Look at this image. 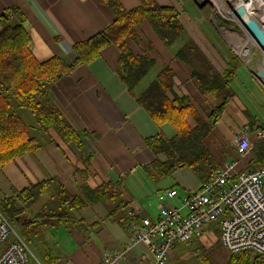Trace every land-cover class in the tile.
Here are the masks:
<instances>
[{"label": "crops", "instance_id": "obj_1", "mask_svg": "<svg viewBox=\"0 0 264 264\" xmlns=\"http://www.w3.org/2000/svg\"><path fill=\"white\" fill-rule=\"evenodd\" d=\"M154 1L160 7L174 8L193 20L189 26H184L187 39L197 45L212 67L227 70L234 55L223 41L226 31L222 32L223 38L218 27H210L202 13L205 4H201V0ZM118 2L127 11L140 6L138 0ZM178 7H181L180 11ZM6 15L10 22L22 24L31 41V53L39 63L53 57H61L66 64L72 63V46L102 33L114 20L100 0H0V21ZM136 34L137 39L129 42L131 52L138 57H147L154 66L134 94L129 93L120 81L119 51L113 45L107 47L99 59L77 67L49 90L50 102L68 124L76 132L86 134L81 136L82 149L65 145L52 131L40 132L33 121L27 126L42 148L33 155L14 159L0 171V200L45 184L43 195L25 210L30 219L23 229L29 233L27 240L29 237L30 243L38 246L37 253L44 264H101L104 253L125 252L121 264H140L147 249L142 244H131L128 214L137 213L130 217L136 224L142 218L156 221L158 195L173 188L182 197L200 186L201 182L187 167L177 169L166 178L151 171L154 160L164 163L167 159L163 155L155 159L146 148L145 139L161 135L172 140L176 133L168 124L156 126L135 98L153 81L157 71L167 66L173 73L172 92L167 94L170 100L174 96L187 97L203 122L217 102L210 94L199 92L190 68L174 58L173 51L180 48L182 42L168 48L166 40L159 39L147 23H143ZM186 37L182 39L187 40ZM220 43L227 47L228 54ZM241 66L237 61L229 81L232 96L202 144L215 162L229 163L236 160L237 154L232 145L233 138L246 133L253 145L249 161L264 166V139L253 135L255 125L264 128V89L248 69L243 70ZM187 120L194 129V120L191 117ZM242 165L239 164V168ZM105 184L121 192V202L125 205V221L121 224L109 219L102 204H89L85 199L84 190H95ZM57 187H61L69 198L79 197L85 203L84 208L71 213V221L59 224L52 211L46 210L49 201H57ZM173 203L178 205L176 201ZM33 219L36 223L30 225ZM31 226L39 231V242L31 237ZM216 241L225 251L219 243L217 228H211L186 243L191 245L188 249L183 246L186 244L176 243L168 260L178 258L181 264H197L196 255L203 249L210 261L216 263L217 257L210 251ZM48 253L55 259L53 263H50Z\"/></svg>", "mask_w": 264, "mask_h": 264}, {"label": "trees", "instance_id": "obj_2", "mask_svg": "<svg viewBox=\"0 0 264 264\" xmlns=\"http://www.w3.org/2000/svg\"><path fill=\"white\" fill-rule=\"evenodd\" d=\"M100 1L109 9L114 20L102 33L74 44L71 50L74 60L70 64H66L61 57L37 62L30 50V38L22 24L10 22L8 15L0 21V171L14 159L33 155L42 148L32 135V129L20 118V110L31 115L40 132L52 131L65 145L82 149L81 136L86 134L76 132L49 100V90L54 83L69 76L77 67L99 59L102 52L113 45L119 51L120 81L129 93L134 94L141 80L154 66L153 61L135 56L129 48V42L137 39L136 33L142 24L147 23L159 39L166 40L168 48L185 36L179 13L174 8L160 7L154 0H138L139 8L127 11L118 0ZM173 55L190 68L191 78L197 81L199 92L210 94L217 105L207 116L206 122L201 121L187 97L168 98L167 94L172 92L173 73L167 66L160 68L153 81L135 98L156 126L168 124L176 133L172 140L161 135L145 139L146 148L156 159L160 155L167 159L164 163L154 160L150 166L151 171L154 175L169 177L177 169L187 167L201 183L208 182L217 165L202 140L216 125L227 100L232 96L229 81L237 61L234 59L229 62L221 76L190 39L180 48H175ZM188 117L194 120V129L188 125ZM44 191L45 184L26 189L18 193L17 201L9 199L0 203V210L14 227L15 215L30 209ZM83 194L89 204H102L111 221L118 224L125 221V205L121 202L119 189L113 190L111 185L105 184L95 190H84ZM19 203L24 204L20 209ZM84 207L81 198H69L61 187H57V201H49L46 210L52 211L59 224L71 221V213ZM24 222L22 231L27 226V222ZM35 223L34 219L30 221V225ZM31 227L32 231L36 230L34 226ZM48 256L50 263H53L55 259L50 253ZM196 258L200 264H215L203 249ZM223 264H264V256L251 251L238 255L228 254Z\"/></svg>", "mask_w": 264, "mask_h": 264}, {"label": "built area", "instance_id": "obj_3", "mask_svg": "<svg viewBox=\"0 0 264 264\" xmlns=\"http://www.w3.org/2000/svg\"><path fill=\"white\" fill-rule=\"evenodd\" d=\"M236 8L233 6L226 11L230 13L236 30L224 26L217 29L222 37V32L230 31L231 42L240 51L223 40L264 89V80L258 78V72L264 71V49L234 17ZM246 17L255 21L264 32V21L261 20L264 9H255L252 13L246 11ZM254 55L259 58L254 67H250ZM253 130L254 137L264 139V128L255 125ZM232 145L237 153L236 160L223 163L198 189L182 197L175 189L158 195L156 221L142 218L136 224L130 217L137 213L128 214L131 244H142L147 249V255L139 260L140 264H166L176 243L186 244L211 228H217L219 243L228 254L251 251L264 256V166L249 161L253 145L246 133L235 136ZM241 163L244 165L239 168ZM172 201L178 205L173 206ZM125 253H104L101 264H121ZM29 254L25 241L0 210V264H27Z\"/></svg>", "mask_w": 264, "mask_h": 264}, {"label": "rangeland", "instance_id": "obj_4", "mask_svg": "<svg viewBox=\"0 0 264 264\" xmlns=\"http://www.w3.org/2000/svg\"><path fill=\"white\" fill-rule=\"evenodd\" d=\"M218 4H219V9L221 10V7H223V9L225 10V11H228L229 9H232V7H233V4H230L229 2H228V0H220L221 1V3L219 2V0H215ZM205 3V5H203V7L201 8L202 9V13L205 15V19H206V21L207 22H209L210 23V27L212 28H214V26L217 28V27H225L226 29H228V28H231L232 30H236V28L233 26V24H232V22H230V21H228V20H226V19H224V18H222V16H220V14L222 15L223 13L217 8L218 7V5L216 4V3H213L212 1H207L206 0V2H204ZM204 3H201V4H204ZM234 3H236V2H234ZM221 4H222V6H221ZM178 10L180 11L181 10V7H178ZM177 11V10H176ZM180 13H181V15H180ZM179 13V21H180V23H181V25L184 27H187V26H189L190 24H191V22H193V20H190V19H188L187 17H185L183 14H182V12H180ZM185 27H184V30H186L185 29ZM185 34H187V32L185 31ZM185 37H186V35H185ZM183 38H184V36H183ZM186 39H187V37H186ZM224 41V40H223ZM186 43L187 42V40H185V39H180V40H178L177 42H176V44H180V43ZM225 42V41H224ZM220 45L222 46V48L224 49V51H225V53L226 54H228L227 53V47H225V46H223L221 43H220ZM208 55V54H207ZM206 57V56H205ZM209 58H210V56H208ZM207 58V57H206ZM258 58H259V56L258 55H254V58H253V60L249 63V66L250 67H254V65H255V62L258 60ZM211 59V58H210ZM236 60V61H238V59L236 58V56L234 55V57L232 58V60L231 61H233V60ZM239 62V61H238ZM236 63V62H235ZM211 67H212V65H211ZM213 69H214V71L215 72H217L219 75H223V73H224V71L225 70H222V71H220V69H221V67L218 69V70H216L214 67H212ZM241 69H246L243 65L241 66ZM245 72H243V74H244ZM18 114H19V116L21 117V119L23 120V122L26 124V125H28V126H30L32 123H33V118L31 117V115L28 113V112H26L25 110H20L19 112H18ZM216 163V165H217V168H219V167H221L222 166V164H223V162H221V161H218L217 160V162H215ZM164 178H166V177H164ZM203 183V182H202ZM201 184V183H200ZM17 195L18 194H15V196H13L12 198H5V199H2V200H0V203H2V202H6V201H9V199H11V200H13V201H17V199H18V197H17ZM182 195H184V194H182ZM21 203V202H20ZM19 203V205H18V208L20 209L21 207H23L22 205H24V204H20ZM173 206H177V204L176 203H173ZM35 216V215H34ZM35 218V217H34ZM27 219H30V218H28V214H27V212L24 210V212H22V213H17L16 215H15V225H14V228H15V231L22 237V238H24L23 240L25 241V243H26V245H27V248H28V250H29V252H30V254H29V259H28V263L27 264H44L43 263V261H42V259L39 257V255H38V253H37V248H38V246L37 245H34V244H32V243H30V241H29V237H28V240H27V235H29V233L27 232V231H22L21 230V227H24L25 226V222L24 221H27ZM215 234V233H214ZM216 235V234H215ZM39 236H40V234H39V231H33V233L31 234V237H35V239H37V241L39 242V240H40V238H39ZM183 246H186L187 247V249L188 248H190L191 247V245L190 244H186V245H183ZM186 249V250H187ZM210 251H212L211 252V255L213 256V255H215V257H217V264H223L224 263V259H225V257H226V255H228V252H226V251H223L222 250V248H221V246H219V244H218V242L216 241V243H215V245H213L211 248H210ZM238 254H241V253H238ZM238 254H235V255H238ZM171 256V255H170ZM170 259V258H169ZM182 263V261H180V259H175V261L174 260H172V261H170V260H168V264H181ZM210 263V262H209ZM208 263V264H209ZM215 263V264H216ZM197 264H200V262L197 260ZM211 264V263H210Z\"/></svg>", "mask_w": 264, "mask_h": 264}, {"label": "bare ground", "instance_id": "obj_5", "mask_svg": "<svg viewBox=\"0 0 264 264\" xmlns=\"http://www.w3.org/2000/svg\"><path fill=\"white\" fill-rule=\"evenodd\" d=\"M208 1V0H207ZM209 1H212L213 3H216L218 5V9L220 8L219 7V4L215 1V0H209ZM200 2H206V0H201ZM219 2L221 3V1L219 0ZM228 2L230 4H233L234 8L235 7H239V6H242L245 11H247L248 13H252L255 9H264V0H228ZM236 2V3H234ZM222 6V4H221ZM220 10V9H219ZM223 14L221 15L224 19L228 20V21H232V17L230 15V13L226 12L223 7H221V10H220ZM262 21H264V17H262L261 19ZM224 36L227 41L230 42L231 46L237 51L239 52L240 49L239 47L235 46L232 42H231V33L230 31H226L224 32ZM242 54H244V51L242 52ZM156 159V158H155ZM173 189V188H172ZM215 233V232H214ZM130 248V247H129ZM129 251V250H128Z\"/></svg>", "mask_w": 264, "mask_h": 264}, {"label": "water", "instance_id": "obj_6", "mask_svg": "<svg viewBox=\"0 0 264 264\" xmlns=\"http://www.w3.org/2000/svg\"><path fill=\"white\" fill-rule=\"evenodd\" d=\"M234 17L243 25L252 38L264 49V32L259 28L257 23L246 17V11L242 6L236 8L233 13ZM258 78L264 80V71L258 72Z\"/></svg>", "mask_w": 264, "mask_h": 264}]
</instances>
